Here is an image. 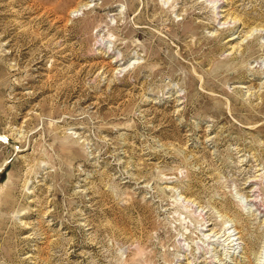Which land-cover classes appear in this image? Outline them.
I'll use <instances>...</instances> for the list:
<instances>
[{
  "label": "rangeland",
  "instance_id": "rangeland-1",
  "mask_svg": "<svg viewBox=\"0 0 264 264\" xmlns=\"http://www.w3.org/2000/svg\"><path fill=\"white\" fill-rule=\"evenodd\" d=\"M0 264H264V0H0Z\"/></svg>",
  "mask_w": 264,
  "mask_h": 264
},
{
  "label": "bare ground",
  "instance_id": "bare-ground-1",
  "mask_svg": "<svg viewBox=\"0 0 264 264\" xmlns=\"http://www.w3.org/2000/svg\"><path fill=\"white\" fill-rule=\"evenodd\" d=\"M140 31H141V30H140ZM137 32H138V31H137ZM239 206H241V204H240V203H239ZM239 214H240V213H239ZM239 214H238V215H239ZM235 222H236V221H235ZM238 223H239V222H238ZM236 226H237V225H236ZM240 226H241V225H240ZM231 227H232V226H231ZM241 229H242V228H241ZM239 230H240V229H239ZM240 232H241V231H240ZM240 237H241V236H240ZM241 238H242V237H241Z\"/></svg>",
  "mask_w": 264,
  "mask_h": 264
}]
</instances>
